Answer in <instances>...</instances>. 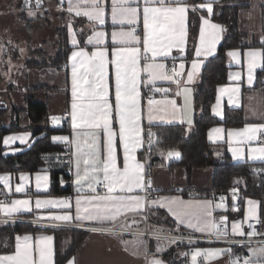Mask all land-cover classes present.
<instances>
[{"label":"crops","instance_id":"crops-1","mask_svg":"<svg viewBox=\"0 0 264 264\" xmlns=\"http://www.w3.org/2000/svg\"><path fill=\"white\" fill-rule=\"evenodd\" d=\"M188 0H185L187 3ZM215 0H205L198 3L196 7L204 11L205 15L201 17L199 23V30L197 42L194 49V57L192 60L186 59L187 50V36H188V10L185 20V36L182 43L173 45L170 49L162 48L161 44L157 42L153 47L160 52L154 59L152 53H145L143 48V37L145 33L143 23V8L144 7H158L157 3L145 4L144 0H133L130 7L138 9L137 16L134 22L129 24L127 19L118 16L114 22L112 17L113 0H100V6L103 9L104 23H99L98 20L89 19L83 15L85 10L91 11V8L85 9L84 7H77L82 4L83 0H71L73 11H68L69 0H62L63 5L61 9L68 13L70 16L79 17L82 22L79 27L80 31L86 33L83 45H79V40L75 34L71 23L66 25L68 43L72 47L67 58L66 69H57L53 67H46L42 69L27 68L24 65L23 58L13 59L8 56L6 43L0 33V72L3 78L2 87L0 89V103L8 108V115L4 121L0 122L1 126L8 127L12 124V120H17V125L22 128L20 131L10 132L3 136L2 146L3 154L5 156H16L27 151L32 144L38 140L43 139L47 130L52 129H65L64 132H55L48 136L47 141L50 145L58 146L59 148L68 147L72 152L73 167L69 174L71 193L66 196L50 195V187L52 182V173L50 170L40 168L33 172H19L14 173H0L9 178L8 186L6 187L3 182H0V201L11 204L13 200H29L31 211H25L21 214L12 216L0 212V218H23L26 215H32L30 219L32 224L43 225L64 230H84L88 231L87 236L83 242L78 246L74 255L70 257L64 264H68L69 260H74L75 264H152V261L158 260L162 264H168L164 259V255L169 251H174L171 261H179L180 264H232L237 257L231 256L228 252L222 255H216L211 259H206L202 254L196 257L193 261L192 254L197 250L205 249H229L224 244H191L189 251L183 249L181 244H174L173 240L165 237H156L154 233L161 232H188L194 234L209 235L210 231L200 232L187 226V222L180 223L176 216L173 215L167 207H160L159 204L148 205V201L160 200L161 198L179 197L184 202H197V201H210L212 206V217L205 218L200 221L201 226L207 223H213L216 220L225 218L224 222L227 223L228 232L230 235L239 236V233H233L232 224L238 223L243 232L244 224L247 219L255 218L264 221V207L260 200L253 199L240 195L237 190L233 191L234 195L230 196L231 205L221 208L216 207L214 199L210 196L191 197L188 192L207 193L211 191L212 181L214 175L213 167H205L194 169L191 178L187 180L184 169L175 165L169 167L159 165L152 168L148 175L147 164L148 159L142 155V145L144 130L146 126L150 125H174L184 124L187 130H190L193 124L195 109L193 106V93L195 86L200 80V74L205 60L213 56L221 42L223 35V27L219 23L211 19L213 12V2ZM212 4V11L209 12L207 8L199 7L202 4ZM188 4V3H187ZM120 6V0H117V7ZM189 6V4H188ZM189 9V7H188ZM77 11L81 14L77 15ZM123 20V23H121ZM207 20L208 23H204ZM212 24L219 25V29H213ZM204 28V36L201 38V27ZM137 29L134 30L133 28ZM238 29L242 33L247 43L250 45L247 48L229 49L226 53L228 70L226 72V82L216 87L215 98L211 105L210 111L212 116L222 121L224 119L225 108L240 109L243 113L244 123L239 128L225 127L222 124H217L207 130V141L216 146L214 148V158L216 161H222L228 157L232 163H262L264 156L260 152H252L250 149H258L264 147V132L255 134V138L247 141L246 134L240 133L248 125L264 124V86H259L257 83V72L264 68V0H249L247 7L242 8L238 12ZM133 32L134 36L138 39H132L128 43H122V38L118 35L116 40H113V33ZM96 33H103L99 38L102 43H96ZM70 35L75 36L77 43L74 45L70 41ZM92 37V43L88 44V38ZM258 44L251 46V44ZM139 48V58L136 65L137 70V109H136V124L140 130L141 146L133 153L136 161L144 166L145 180H151V187L146 188L144 191L134 190V195L145 197V207L137 213H122L115 221L98 222L76 220V200L77 198H88L92 196H105L108 195L107 189H98V185L103 182V173H98L96 179L91 180L90 183L95 187V192L89 188V183L82 181L79 185L76 183L77 173V156L76 153L77 142L84 145L92 142L91 136L85 135L92 130L88 127L73 129L71 120V104H72V61L69 56L73 51L83 50L89 56L92 52L98 49L106 50L105 55V68H104V93L108 104L111 106V127L115 133L114 145L116 148L117 166L123 168V147L120 143L119 133L120 124L119 119L115 113L116 106V66L112 63V51L114 48ZM200 49V55L197 56V49ZM167 51V55L163 52ZM252 51H257L256 66L249 71V64L251 57L248 55ZM229 52H235L236 56H230ZM145 55L148 57L145 60ZM196 61L197 68L193 70L192 63ZM146 63L164 64L166 66L167 74L173 75V68H175L180 75L174 77L173 80L158 79L149 81L148 74L143 70ZM183 65V68L180 67ZM78 70L82 75L81 86L83 80L96 81V76L93 73H85L84 69ZM188 72H194L193 79L188 80ZM252 76V82L249 83V76ZM98 82V81H97ZM144 87H150L155 90L153 96L144 97ZM8 88H10L8 90ZM163 89L164 91H157ZM187 89V91H185ZM90 92V89H87ZM28 100L39 102L47 107V115L38 123H33L27 112ZM174 101L175 106L171 103L158 105L153 104L152 119H149V104L148 101ZM87 103L88 100L83 101ZM17 112L14 118L11 112ZM68 113V116L64 114ZM53 117L58 119V122L53 121ZM13 118V119H12ZM40 130L39 133H34V130ZM219 129V131H216ZM98 147L100 150L101 158L107 155L104 147L103 129L96 130ZM232 132L231 137L228 133ZM77 133L79 135H77ZM25 136L26 140L21 143L20 140L11 141L8 145L4 144L6 136ZM54 137H68L67 140L53 139ZM261 139V140H260ZM233 149H239L234 152ZM87 151V148L84 149ZM171 161V160H170ZM80 173L84 174L85 165L81 160ZM91 174V172H90ZM23 176V179H21ZM39 177V188L37 187V179ZM99 181V182H98ZM65 184V183H64ZM63 184V185H64ZM17 185L23 186V191L16 192ZM183 189L187 195L175 191V189ZM230 191V190H229ZM146 192H153L154 195H146ZM227 193V192H226ZM119 189L113 195H121ZM127 194V193H123ZM36 199H51L66 201L70 208L54 207L48 205L41 209L35 207ZM249 201L256 203L250 204ZM242 204V214L238 216L235 211H238L237 203ZM158 211H162L166 215V220H159L157 217ZM65 212H70L73 216L71 221H52L47 219H38L39 217H47L49 215H61ZM237 216V217H236ZM195 223V221H193ZM115 226L118 229L132 230L133 233H123V231L114 232L105 230ZM91 229H97L92 231ZM72 231H66L59 240L61 248H67L70 243V236ZM146 231L149 234L146 235ZM31 237L30 244L34 245L35 239L50 235L53 237L52 244V257L51 264L55 263L56 241L53 234L50 233H37V234H24L17 235ZM16 236V237H17ZM66 243L63 246V242ZM262 245V244H259ZM159 247V251L157 250ZM16 251V238L14 250L11 253L0 254V256L12 255ZM244 257L240 258V264H243L245 258H251L252 264H264V257L257 254L251 256L246 250Z\"/></svg>","mask_w":264,"mask_h":264},{"label":"snow or ice","instance_id":"snow-or-ice-1","mask_svg":"<svg viewBox=\"0 0 264 264\" xmlns=\"http://www.w3.org/2000/svg\"><path fill=\"white\" fill-rule=\"evenodd\" d=\"M133 0H120V6L117 7V0H113L112 17L113 21L117 17L127 19L128 23L134 22L137 16L138 9L135 7L125 6L130 5ZM145 4L157 3L158 7H144L143 8V23H144V37L143 45L144 52L152 53L153 59L161 53L157 51L153 45L159 42L162 48L170 49L173 45L182 43L185 36V20L188 10V4L185 0H144ZM25 4L29 6L28 15L34 16L31 8V0H25ZM41 0H35V7L39 9ZM77 7H84L85 9L91 8V11L85 10L83 15L89 19L98 20L103 24V9L100 6V0H83L82 4ZM199 7L207 8L209 12L212 11V4H202ZM68 11H73V5L69 0ZM77 15L81 13L77 11ZM123 23V20H121ZM204 23H208L207 20ZM213 29H219L220 26L212 24ZM96 43H102L99 38L103 33H96ZM122 38V43H128L132 39H138L134 36L133 32L113 33V40L117 36ZM204 36V28L201 27V38ZM72 43L75 45L76 40ZM88 44L92 43V37L88 38ZM264 43V37H262ZM139 48H114L112 51V63L116 66V106L115 113L119 119L120 124V143L123 147V168L117 166L116 148L114 145L115 133L111 127V106L108 104L104 93V68H105V55L106 50L98 49L89 56L83 50L73 51L69 56L72 61V104H71V120L73 129L88 127L92 131L85 135L91 136L92 142L84 145L76 144L77 151L74 155L77 156V173L76 183L79 185L82 181L89 183V188L95 192V187L91 180L96 179L98 173H103V183L107 189L108 195L105 196H92L88 198H77L76 200V220L98 221L107 222L115 221L122 213H137L145 207V197L134 195V190L144 191L146 188L151 187V180H145L144 166L136 161L133 154L137 148L141 146L140 130L136 124V109H137V70L136 65L139 58ZM167 55V51L163 52ZM230 56L235 57V52H229ZM196 55H200V49H197ZM251 57L249 64V71L256 66L255 60L258 55L257 51H252L248 54ZM148 57L145 55V60ZM77 64L80 69H84L85 73H93L96 76V81L83 80L86 87L81 86L82 75L80 74ZM183 68V65H180ZM192 68H197L196 61H193ZM143 70L148 74L149 81L158 79L173 80L178 77L180 72L173 68V75H168L166 66L164 64L146 63ZM194 72H188V80L193 79ZM98 81V82H97ZM252 82V76H249V83ZM90 89V92L87 90ZM157 91H164L157 89ZM187 91V89H185ZM87 99L88 102L83 101ZM164 105L171 103L175 106L174 101H153L149 100V119H152V105ZM54 122H58L56 117H53ZM103 129L104 147L107 155L101 158L100 150L98 147V139L96 130ZM216 131H219L217 129ZM264 132V124L248 125L240 130V133L246 134L247 141L255 138V134ZM77 135H79L77 133ZM151 137L152 133H148ZM231 137L232 132L228 133ZM53 139L67 140L68 137H54ZM20 140L24 143L25 136H6L4 144L8 145L11 141ZM87 148V151L84 149ZM238 152L239 149H233ZM252 152H260L264 156V147L258 149H250ZM178 155V153L170 152L169 156ZM81 160L85 165L84 174L80 173ZM91 172V174H90ZM23 179V176H21ZM9 178L5 175H0V182L8 186ZM99 182V181H98ZM39 177L37 179V187L39 188ZM119 189L121 195H113ZM16 192L23 191L22 185H17ZM235 191V190H233ZM127 193V194H123ZM223 200V197H221ZM250 204H255V201H249ZM159 204L160 207H167L168 210L176 216L180 223L187 222V226L195 229L196 231L205 232L210 231V234L217 237L227 235L226 229H220L216 223H207L201 226L200 221L205 218L212 217V206L210 201H197V202H184L179 197L161 198L160 200L148 201V205ZM48 205L54 207L70 208V205L63 200L51 199H36L35 207L41 209ZM217 208L223 207L222 204H217ZM31 206L29 200H13L11 204L0 201V212H4L8 216L21 214L25 211L30 212ZM38 219H47L52 221H71L73 216L70 212H65L61 215H49L47 217H39ZM225 218H221L224 222ZM195 221V223L193 222ZM97 231V229H91ZM233 233L244 235L238 223L232 224ZM249 237L257 235L255 230L247 233ZM31 237L25 235L23 237H16V251L12 255L0 256V264H51L52 257V244L53 237L50 235L40 236L35 239L34 245L30 244ZM174 242V241H173ZM159 251V247L157 249ZM253 254H259L264 257V244L259 249H250ZM228 252L231 255L230 249H197L193 254V261L197 256L204 255L206 259H211L216 255H222ZM68 264H75L74 260H69ZM152 264H162L161 261L154 260ZM232 264H240V258L237 257ZM243 264H252L251 258H245Z\"/></svg>","mask_w":264,"mask_h":264},{"label":"trees","instance_id":"trees-1","mask_svg":"<svg viewBox=\"0 0 264 264\" xmlns=\"http://www.w3.org/2000/svg\"><path fill=\"white\" fill-rule=\"evenodd\" d=\"M55 5H58L59 0H52ZM205 0H188V36H187V50L186 59L192 60L194 57V49L197 42L199 23L201 17L205 15L204 11L199 10L196 5ZM47 3V2H46ZM249 0H215L213 2L214 8L211 19L222 25L223 35L221 42L217 48L216 53L207 58L203 64L200 80L195 86L193 93V106L195 114L193 124L190 130L186 129L184 124L174 125H150L146 126L155 133L156 140L151 150L147 154L148 175L152 168L159 165H165L166 154L172 151L180 152V158L171 160L169 167L179 166L184 169L187 180L191 178L194 169L213 167L214 175L212 181V188L210 192L204 193V196H212L214 193H226L229 190H237L244 198L249 197L260 200L261 207L264 203V162L262 163H232L226 157L222 161H216L214 158V148L216 146L207 141V130L217 124H222L225 127L239 128L243 125V113L240 109L225 108L224 119L218 120L212 116L210 108L215 98L216 87L226 82V72L228 70L226 53L229 49L240 48L244 49L250 45L247 43L245 36L240 33L238 29V12L240 9L247 7ZM29 9L25 5V0L21 1L18 8ZM46 6L43 4L39 9L31 6L32 10L38 12L35 17L27 15V12L22 10L19 15V21L23 23L22 30L27 32V40L32 35V31L40 24L37 21L40 17L42 9ZM57 16L63 20L64 12L57 13ZM70 23L75 30V34L79 40V45H83L86 33L80 31L79 27L82 20L76 16H70ZM64 21V20H63ZM56 34L57 49L54 53H48L43 48H36L29 52L27 58L24 60V65L27 68L42 69L46 67H53L57 69H66L67 58L72 47L68 43L67 31L63 26H57L54 30ZM258 44H251L257 46ZM8 56L17 59V50L10 51L9 42L6 43ZM15 53H12V52ZM17 53V54H16ZM257 83L259 86H264V68L257 72ZM3 78L0 72V89L2 87ZM10 88H8L9 90ZM8 108L0 103V122L8 115ZM27 112L33 123L40 122L43 117L47 115V107L39 102L28 100ZM14 118L17 112L13 110ZM13 119V118H12ZM17 120H12V124L8 127L0 125V173H14L19 172H33L42 168L38 159L39 153L42 151H59L63 148L50 145L47 141L48 136L55 132H64L65 129L47 130V134L43 139L36 140L32 146L25 152L16 156H5L3 154L2 139L3 136L10 132L20 131ZM40 130L35 129L34 133H39ZM52 182L49 194L54 196H66L71 193V184L69 174L60 171H51ZM65 183V184H64ZM64 184V185H63ZM187 195L185 190L179 188L175 189ZM231 197H228L227 205H231ZM262 207V208H263ZM240 216L241 210L235 211ZM157 217L159 220H166V215L162 211H158ZM237 217V216H236ZM23 218L31 219L32 215L23 216ZM66 231L53 227L43 225H36L32 223H9L0 222V254L11 253L14 250L15 238L17 235L50 233L53 234L56 241L55 263L64 264L70 257H72L88 234V231L74 230L70 236V243L62 250L59 240ZM181 246L186 253L189 251L191 244L181 243ZM231 250V256L242 258L247 253L248 245H225ZM64 249V248H63ZM174 251H169L164 255V259L168 264H180L179 261H171Z\"/></svg>","mask_w":264,"mask_h":264},{"label":"built area","instance_id":"built-area-1","mask_svg":"<svg viewBox=\"0 0 264 264\" xmlns=\"http://www.w3.org/2000/svg\"><path fill=\"white\" fill-rule=\"evenodd\" d=\"M44 1L41 0V6H43ZM26 5V4H25ZM59 6L63 5L62 0L58 2ZM28 6V5H26ZM31 6H35V0H31ZM40 6V7H41ZM29 7V6H28ZM134 30L137 28L134 27ZM155 94V90L150 87H144V97L153 96ZM68 116V113L64 114ZM152 133L151 137H149L148 133ZM156 140L155 133L150 130L149 128H145L144 130V137H143V145H142V155L145 159H147V154L151 150V147L154 145ZM261 140V139H260ZM38 159L41 163L43 169L50 170V171H60L70 174L73 167V157L72 152L68 147H64L62 150L59 151H42L39 153ZM105 188L104 183H100L98 185V189L101 191ZM189 196L191 197H203L202 193L188 192ZM146 195L153 196V192H146ZM234 195L233 191L230 190L227 193H214L211 197L214 199L216 205L222 204L223 207L227 206L228 197ZM223 197V200L221 199ZM262 201L264 203V197H262ZM221 208V207H220ZM237 208L242 210L241 202L237 203ZM0 222H9V223H36L32 222L30 219L27 218H0ZM220 229H226L227 235L222 237H217L215 235L209 234H194L188 232H161V233H154V236L158 237H165L174 241V244H181V243H188V244H224V245H259L264 244V221L261 219L249 218L246 220L244 224V235L233 236L230 235L228 232V226L226 222H221V219L214 221ZM105 230L119 232L123 231V233H133L132 230H125V229H118L115 226H110L109 228H104ZM255 230L257 235L253 237H249L247 233L252 232ZM149 232L146 231V235Z\"/></svg>","mask_w":264,"mask_h":264},{"label":"rangeland","instance_id":"rangeland-1","mask_svg":"<svg viewBox=\"0 0 264 264\" xmlns=\"http://www.w3.org/2000/svg\"><path fill=\"white\" fill-rule=\"evenodd\" d=\"M21 1L23 0H0V33L3 39L9 42L10 51L17 50V59L25 57L31 50L36 48H43L48 53H54L57 49L55 44L57 37L54 30L57 26L66 28V25L70 23L69 14L64 12L61 6L55 5L54 1H44L46 7L42 9V15H40L42 19L37 21L40 25L33 29L32 35L27 40V32L21 31L23 23L19 21L18 15L22 10L27 12L28 15L29 9L18 8ZM60 12H64V21L57 16V13ZM37 13L38 12H36V14ZM35 15L31 17H35ZM73 40H76L75 36L70 35V41L72 42ZM12 53L15 52L13 51ZM66 243H69V241H64L62 247H64ZM261 246L262 245L256 244L248 245V253L253 256V252H251L250 249H259ZM62 250L65 249L62 248Z\"/></svg>","mask_w":264,"mask_h":264},{"label":"water","instance_id":"water-1","mask_svg":"<svg viewBox=\"0 0 264 264\" xmlns=\"http://www.w3.org/2000/svg\"><path fill=\"white\" fill-rule=\"evenodd\" d=\"M172 152L178 153V155L169 156L170 152H168L166 154V157H165L167 164L170 162V160H175V159H179L180 158V152H178V151H172Z\"/></svg>","mask_w":264,"mask_h":264}]
</instances>
